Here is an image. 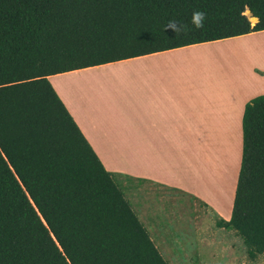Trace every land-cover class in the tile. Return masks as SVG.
Listing matches in <instances>:
<instances>
[{"label": "trees", "instance_id": "16d2710c", "mask_svg": "<svg viewBox=\"0 0 264 264\" xmlns=\"http://www.w3.org/2000/svg\"><path fill=\"white\" fill-rule=\"evenodd\" d=\"M261 31L264 0H0V264H168L49 77ZM242 130L231 216L216 224L255 258L264 95Z\"/></svg>", "mask_w": 264, "mask_h": 264}, {"label": "crops", "instance_id": "0c3cea01", "mask_svg": "<svg viewBox=\"0 0 264 264\" xmlns=\"http://www.w3.org/2000/svg\"><path fill=\"white\" fill-rule=\"evenodd\" d=\"M263 33L58 74L49 81L106 171L182 192L229 220L231 213L222 216L218 209L226 194L233 206L244 110L264 95L263 49L241 42ZM231 43L240 46L234 53L245 55L235 73L207 56ZM201 144L207 148L200 151Z\"/></svg>", "mask_w": 264, "mask_h": 264}, {"label": "rangeland", "instance_id": "374dc122", "mask_svg": "<svg viewBox=\"0 0 264 264\" xmlns=\"http://www.w3.org/2000/svg\"><path fill=\"white\" fill-rule=\"evenodd\" d=\"M246 16L255 22L250 15ZM241 43L262 47L260 62L264 65V33L245 38ZM226 45L208 52L207 56L217 58L218 64L222 62L235 73L245 55L234 53L239 45ZM206 148L199 145L200 151ZM201 164L206 165L202 158ZM119 180L126 198L168 264H264V254L250 257L243 240L234 231L217 226L222 217L193 197L146 181L122 177ZM222 199L218 212L227 216L232 211L230 195Z\"/></svg>", "mask_w": 264, "mask_h": 264}, {"label": "clouds", "instance_id": "9594fccd", "mask_svg": "<svg viewBox=\"0 0 264 264\" xmlns=\"http://www.w3.org/2000/svg\"><path fill=\"white\" fill-rule=\"evenodd\" d=\"M193 16H194V18H197L200 21H202L203 18H204V13L203 12H195V13H193ZM168 27H170V28H172L174 30L176 29V25H175L174 22H170L169 25H168Z\"/></svg>", "mask_w": 264, "mask_h": 264}, {"label": "bare ground", "instance_id": "6f19581e", "mask_svg": "<svg viewBox=\"0 0 264 264\" xmlns=\"http://www.w3.org/2000/svg\"><path fill=\"white\" fill-rule=\"evenodd\" d=\"M239 57V56H238ZM220 150V149H219Z\"/></svg>", "mask_w": 264, "mask_h": 264}]
</instances>
